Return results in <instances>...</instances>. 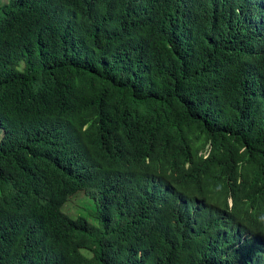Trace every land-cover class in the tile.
Listing matches in <instances>:
<instances>
[{"label": "trees", "instance_id": "trees-1", "mask_svg": "<svg viewBox=\"0 0 264 264\" xmlns=\"http://www.w3.org/2000/svg\"><path fill=\"white\" fill-rule=\"evenodd\" d=\"M0 130V264H264V0H5Z\"/></svg>", "mask_w": 264, "mask_h": 264}, {"label": "rangeland", "instance_id": "rangeland-1", "mask_svg": "<svg viewBox=\"0 0 264 264\" xmlns=\"http://www.w3.org/2000/svg\"><path fill=\"white\" fill-rule=\"evenodd\" d=\"M5 0H0V4L4 3ZM2 136V132L0 130V138ZM83 196L84 198H81L80 196ZM86 195H83L81 193H78L72 197V200L70 203L66 205L65 211H68L70 215L76 216L78 214H85V211L90 207L88 198L85 197ZM92 203V202H91ZM95 205V204H94Z\"/></svg>", "mask_w": 264, "mask_h": 264}]
</instances>
